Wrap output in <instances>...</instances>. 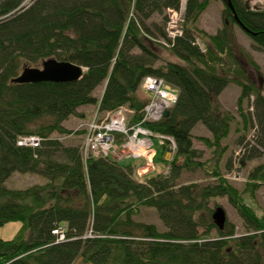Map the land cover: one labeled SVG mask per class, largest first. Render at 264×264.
I'll use <instances>...</instances> for the list:
<instances>
[{
    "label": "trees",
    "instance_id": "1",
    "mask_svg": "<svg viewBox=\"0 0 264 264\" xmlns=\"http://www.w3.org/2000/svg\"><path fill=\"white\" fill-rule=\"evenodd\" d=\"M210 1L188 0L185 33L172 42L167 21L153 28L147 23L167 8L179 9L181 0H0V227L21 223L14 239L0 238V264H75L78 259L84 264H264V213L260 217L256 212L264 163L239 191L220 167L207 170L209 162L194 144L198 139L208 149L225 151L223 141L235 116L222 109L219 98L231 83L242 90L244 128L255 126L242 105L251 99L254 84L236 53L238 24L231 9L221 0L224 26L215 35L196 27ZM232 3L249 31L244 32L264 51V9L252 10L245 0ZM165 42L182 63L156 66L161 61L157 44ZM48 59L82 67L83 78L12 82L25 67H39ZM248 64L258 68L249 57ZM148 76L178 91L169 116L146 125L175 140L170 160L167 142L155 157L169 173L135 177L134 165L122 166L112 156L84 163L81 149L53 137L73 134L63 124L82 117L78 109L85 106L101 112L129 106L139 119L145 101L138 91ZM102 84L105 90L98 99L94 92ZM252 106L264 130V97L257 94ZM199 124L212 136H195ZM29 135L42 138L39 148L17 145L19 137ZM198 170H207L218 184L178 183L184 171ZM15 173L39 175L46 184L10 189L5 183ZM219 197L229 198L247 225L246 234L237 235L230 222L224 230L215 225L209 204ZM142 208L155 209L167 230L136 221ZM55 230L63 231L65 239Z\"/></svg>",
    "mask_w": 264,
    "mask_h": 264
},
{
    "label": "rangeland",
    "instance_id": "2",
    "mask_svg": "<svg viewBox=\"0 0 264 264\" xmlns=\"http://www.w3.org/2000/svg\"><path fill=\"white\" fill-rule=\"evenodd\" d=\"M183 0H181V3ZM247 6L252 10H263L264 9V0H245ZM180 4L181 15L183 14V26L181 27V34L175 37L168 34V40L174 41L176 38L182 37L185 33V15L187 12V4ZM225 9V5L221 0H211L209 6L204 11L199 21L197 22L196 27L202 32H206L208 35H215L219 30H221L224 26L223 22V11ZM171 10H176L174 8H167L163 15H154L151 20L148 21V25L153 28V24H164L167 21V15L170 14ZM171 15V14H170ZM172 17V16H171ZM172 19V18H171ZM234 31L236 34V43L235 49L238 57L244 61L246 67L244 70L246 75L250 77L254 84V92L251 95V99L249 102L246 100L242 102L243 109L248 113L250 111L251 116H253L254 127L250 129H245L243 126V121L239 116V111L241 108L239 107V99L241 97L242 90L240 86L236 83H231L223 92V94L219 98V103L222 106V109L235 116V123L232 126L233 130L230 136L223 141L224 152L221 148H212L208 149L201 141L195 139L194 144L195 148L204 152L203 161L209 162L207 166V170L209 172L213 171L215 168L220 167V171L222 174L229 180L231 185L238 189L239 191H243L245 187L248 185L249 175L250 173L258 166H262L264 163V130L260 127L259 123L255 119L257 115H259L258 110L252 106L254 103V99L257 94H260L264 97V51L259 50L256 47L254 40L244 32L238 25L234 27ZM203 36L199 34V43L204 45ZM203 41V42H202ZM167 44V43H166ZM202 45V46H203ZM168 46V47H167ZM165 45V43H158L157 48L159 50L161 61H159L156 66H160L166 64L168 62L182 63L180 59H178L174 53L171 51V45ZM205 47V45H204ZM248 57L255 62L258 68H255L248 64ZM40 64L39 67H41ZM32 67V66H27ZM147 78V77H146ZM144 78L141 85L143 84ZM169 92L173 93L178 100V91L169 89L168 87H164ZM105 90V84L99 86L95 92L94 96L98 99H101ZM138 97L145 102L151 101V95L148 94L142 88L138 91ZM97 106L90 105L81 107L78 109L79 113L82 114V117H71L68 121H66L63 125L70 131H73V134H58L55 133L53 137L59 139L61 143L67 147L79 148L82 150L83 145V134H77L75 132L82 131L84 128V123L89 120L92 114L96 111ZM135 113V112H134ZM101 115V114H100ZM134 123L133 126L136 127L137 118L134 114ZM259 117H261L259 115ZM130 118V114H129ZM146 127V125H145ZM237 127L239 130L237 131ZM147 128V127H146ZM136 129V128H135ZM193 134L199 137H211V133L201 124L197 125L193 130ZM161 143L158 141L155 142V153L149 155L147 160L138 161L128 156L123 155L120 160V165L128 167L129 165H140L141 163H149L150 167H143L140 172L142 175L147 176L146 178L152 177L155 174H159L166 172L169 173V168L166 169V166L163 164L157 165L155 163V157L158 154V150L160 148ZM170 151V152H169ZM167 152L170 153V156L167 157L168 160L172 158L171 152L172 148ZM251 155V156H249ZM58 156V155H57ZM252 157V158H251ZM57 159L64 161L65 158L62 156H58ZM146 163V165H147ZM231 165L229 169L228 166ZM198 170L195 173L184 171L178 180V183L181 185H189V184H198L201 186L215 185L218 184V180H216L211 173H208ZM136 171V167H134V173ZM142 180V179H141ZM46 184V180L39 175L34 174H20L15 173L6 183L5 185L10 189H27L33 186H44ZM257 203L260 206V209H257L256 212L261 217L264 213V185L260 187L259 190L256 191ZM214 212L218 207L224 208L227 214V222H230L235 226V230L237 235L246 234L247 225L243 218L239 215L237 209L230 203L228 197H219L212 200L209 204ZM140 214L135 218L136 221L154 224L158 227L160 231H166L167 228L160 220L158 213L153 208H142L140 209ZM212 215V218H213ZM214 221V219H212ZM226 222V224H227ZM215 223V221H214ZM226 226V225H225ZM21 228V223L19 222H11L7 225L0 227V238L5 240H11L16 237L19 230ZM219 229V228H218ZM217 229L212 231V234H216ZM75 264H84L82 259H78Z\"/></svg>",
    "mask_w": 264,
    "mask_h": 264
},
{
    "label": "built area",
    "instance_id": "3",
    "mask_svg": "<svg viewBox=\"0 0 264 264\" xmlns=\"http://www.w3.org/2000/svg\"><path fill=\"white\" fill-rule=\"evenodd\" d=\"M186 2L187 0H183L182 4L186 5ZM179 9L171 10V15H167V33L169 36L170 34L174 36V38L181 34V27L184 21L183 14L181 15L180 13L182 9ZM168 44L171 45L169 42H165L166 46ZM165 85L163 79L156 77H147L144 80L142 89L150 93L152 97L151 101L147 102L141 111V117L137 119L136 127L132 124L134 123L133 116L135 113L128 107L122 106L106 113H101L98 110L84 125L85 141L82 147L84 162L87 163L90 159L111 156L119 159L123 155L145 161L150 154L155 153L156 141L161 143V145L167 142L166 144L175 150L176 143L173 137L156 134L145 127L147 124L161 121L164 118V114L177 103V97L169 90H166L164 88ZM41 144L42 138L39 136H21L17 140V145L20 147L38 148ZM146 163L137 170L139 176H142L140 170L143 167H150V164L147 163L146 165ZM53 233L59 236L60 240L65 239L63 231L55 230Z\"/></svg>",
    "mask_w": 264,
    "mask_h": 264
},
{
    "label": "water",
    "instance_id": "4",
    "mask_svg": "<svg viewBox=\"0 0 264 264\" xmlns=\"http://www.w3.org/2000/svg\"><path fill=\"white\" fill-rule=\"evenodd\" d=\"M224 2L231 9L237 24L244 31L249 32L236 14L232 0H224ZM84 72L82 67L73 63L48 59L42 63L41 67H25L12 82L15 84H36L43 82L72 83L80 81L83 78ZM169 114L170 112H166L164 116L168 117ZM168 156H170V153H168ZM213 219L215 225L220 230H224L227 222V214L224 208L218 207L213 215Z\"/></svg>",
    "mask_w": 264,
    "mask_h": 264
},
{
    "label": "bare ground",
    "instance_id": "5",
    "mask_svg": "<svg viewBox=\"0 0 264 264\" xmlns=\"http://www.w3.org/2000/svg\"><path fill=\"white\" fill-rule=\"evenodd\" d=\"M30 148H32V147H30ZM39 148V147H38ZM34 149H36V148H34Z\"/></svg>",
    "mask_w": 264,
    "mask_h": 264
}]
</instances>
